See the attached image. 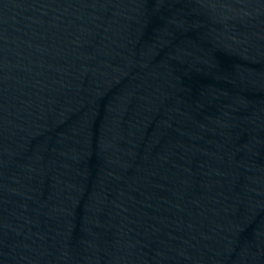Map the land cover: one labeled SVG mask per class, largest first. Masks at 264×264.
Here are the masks:
<instances>
[{
	"label": "water",
	"instance_id": "95a60500",
	"mask_svg": "<svg viewBox=\"0 0 264 264\" xmlns=\"http://www.w3.org/2000/svg\"><path fill=\"white\" fill-rule=\"evenodd\" d=\"M0 264H264V0H0Z\"/></svg>",
	"mask_w": 264,
	"mask_h": 264
}]
</instances>
